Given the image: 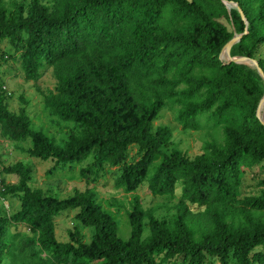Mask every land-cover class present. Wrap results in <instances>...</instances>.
I'll return each mask as SVG.
<instances>
[{
	"label": "trees",
	"instance_id": "trees-1",
	"mask_svg": "<svg viewBox=\"0 0 264 264\" xmlns=\"http://www.w3.org/2000/svg\"><path fill=\"white\" fill-rule=\"evenodd\" d=\"M226 1L245 21L220 0H0V67L7 42L26 81L51 69L45 106L74 127L62 145L33 130L23 109H8L0 71V137L28 142L29 157L53 163L51 175L78 166L87 182L115 168L117 189L133 193L146 182L166 200L180 187L169 219L134 196L122 239L92 187L59 199L30 186L29 167H3L17 183L0 186V196L17 198L19 210L7 216L0 208V264H264V176L259 193L242 198L244 169L264 172L255 116L264 83L254 69L219 59L234 33L246 32L231 56L256 60L264 73V0ZM172 102L184 130H198L204 117L223 141L194 158L168 149L171 129L154 122ZM67 211L91 230L88 243L78 228L58 242L55 218Z\"/></svg>",
	"mask_w": 264,
	"mask_h": 264
},
{
	"label": "rangeland",
	"instance_id": "rangeland-1",
	"mask_svg": "<svg viewBox=\"0 0 264 264\" xmlns=\"http://www.w3.org/2000/svg\"><path fill=\"white\" fill-rule=\"evenodd\" d=\"M9 1V0H6ZM231 10V9H230ZM7 58L1 64V81L7 95L8 109L14 113L23 109L31 120L32 129L40 131L47 137L54 140L55 144L62 145L67 139L71 130H74L73 124L64 123L53 116L45 106V97L53 90L55 81L52 77L51 69L47 70L42 77L35 83L26 81L19 67V62L12 59L15 56L12 48L7 42L2 44ZM258 58L264 60V47L258 54ZM179 106L175 103H169L160 113L158 119L154 122L155 128L158 126H167L171 129L172 139L168 149H178L186 153L189 158H194L206 151L208 144L221 143L223 135L219 128H215L204 117L200 118L201 127L198 130H184L177 120ZM264 112V105L262 107ZM29 148L28 142L11 143L0 137V186L14 185L17 178L14 175L2 173L3 167L22 163L31 170V179L29 184L33 188L42 189L47 195H52L59 199H64L73 194L74 190H84L88 185L93 188L97 199L102 208L109 211L114 216L118 225V235L122 239L129 237V225L126 212L129 209V203L134 196H137L142 203L144 210L151 209L155 215L161 219H169L176 211L180 194L179 185L176 188L175 197L166 200L163 198H154L148 191L147 183H143L135 192L126 193L122 189H117L115 184V168L106 169V171L95 181H84L79 177V167L58 169L52 175L48 174L52 167L51 162H41L31 158L25 152ZM136 155V148L129 150V161ZM264 172L256 167L252 171L244 169L242 198L255 196L261 189L258 185ZM0 208L7 216H12L19 210V201L17 198L7 195L0 196ZM194 210V209H193ZM195 211V210H194ZM76 211H67L61 213L55 218V235L58 242L68 241V233L74 228H78L83 235V242L88 243L91 237V230L82 228L75 220ZM12 232L25 233L26 229L22 226ZM147 234V232L145 233ZM160 257L157 258L158 264H180L181 259L160 263ZM207 264H219L216 259H208Z\"/></svg>",
	"mask_w": 264,
	"mask_h": 264
},
{
	"label": "water",
	"instance_id": "water-1",
	"mask_svg": "<svg viewBox=\"0 0 264 264\" xmlns=\"http://www.w3.org/2000/svg\"><path fill=\"white\" fill-rule=\"evenodd\" d=\"M220 2L226 7L228 12L230 11V8L236 9L237 12L239 13L241 19L243 21H245L244 15L236 3L228 2L226 0H220ZM245 33L246 32H244L243 34L234 33L233 37L225 44V46L221 50V53L219 55V59L224 64H227V65L235 64V65L246 66V67H249L251 69H254L264 83V73H263L262 69L260 68V66L256 60L251 59L249 57H245V56H231V49L233 48L234 45L239 43V41L241 40L242 36ZM263 104H264V95L261 97V99L258 103L256 112H255V116H256L257 120L264 127V112L261 113V107L263 106Z\"/></svg>",
	"mask_w": 264,
	"mask_h": 264
},
{
	"label": "bare ground",
	"instance_id": "bare-ground-1",
	"mask_svg": "<svg viewBox=\"0 0 264 264\" xmlns=\"http://www.w3.org/2000/svg\"><path fill=\"white\" fill-rule=\"evenodd\" d=\"M230 9H232V8H230ZM264 105V104H263ZM263 107V106H262ZM262 107H261V113H263V111H262Z\"/></svg>",
	"mask_w": 264,
	"mask_h": 264
}]
</instances>
